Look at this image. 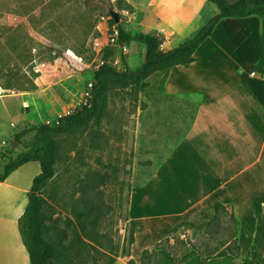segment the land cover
Returning a JSON list of instances; mask_svg holds the SVG:
<instances>
[{
    "label": "rangeland",
    "instance_id": "1",
    "mask_svg": "<svg viewBox=\"0 0 264 264\" xmlns=\"http://www.w3.org/2000/svg\"><path fill=\"white\" fill-rule=\"evenodd\" d=\"M181 5L179 18L166 20L182 32H199L218 13L206 0H0V149L6 142L0 170L32 146L35 132L18 137L22 131L90 103L101 65L128 69L117 25L139 32L144 17L153 23L154 12L163 15L161 7L176 11ZM142 64L135 57L130 69L136 72ZM199 102L197 96L165 95L161 74L143 88L109 79L101 113L81 128L52 135L59 160L41 193L43 218L51 226L45 236L59 262L113 264L125 256L132 232L130 191L144 184L188 133ZM8 110L23 115L24 122L10 120ZM33 165L30 173L41 171L38 162ZM220 225L225 227V219Z\"/></svg>",
    "mask_w": 264,
    "mask_h": 264
},
{
    "label": "crops",
    "instance_id": "2",
    "mask_svg": "<svg viewBox=\"0 0 264 264\" xmlns=\"http://www.w3.org/2000/svg\"><path fill=\"white\" fill-rule=\"evenodd\" d=\"M184 6L176 11L161 7L163 15L154 12L153 23L144 17L140 31L162 33L165 52L177 48L198 34L167 22V16L179 18ZM124 46L128 69L135 57L145 62L146 45ZM261 55L262 18L229 17L196 50L194 62L170 70L165 93L197 96L200 102L188 133L153 175L130 191L128 222H136L135 241L130 254L113 264H141L145 251H156V264H177L172 255L156 250L157 244L173 236L198 241L214 219L217 203L227 208L226 223L230 214L239 222L238 255L204 260L190 250L179 264H240L252 253L264 264V74L255 68ZM13 110L7 111L9 119L24 122ZM33 164L0 182V264H30L19 219L41 172L30 173Z\"/></svg>",
    "mask_w": 264,
    "mask_h": 264
},
{
    "label": "trees",
    "instance_id": "3",
    "mask_svg": "<svg viewBox=\"0 0 264 264\" xmlns=\"http://www.w3.org/2000/svg\"><path fill=\"white\" fill-rule=\"evenodd\" d=\"M207 1L216 6L218 13L210 19L194 38L167 52L162 49L166 40L162 33L147 34L141 31L130 33L123 26L117 25L115 33L120 46L129 45L131 42L146 45L145 62L141 68L136 72L130 69L118 71L111 65H101L94 74L89 104L81 105L57 121L45 122L36 129L22 131L20 135H17L20 137L31 131L35 132L32 146L15 159H10L0 170V182H4L11 173L27 163L38 162L40 164L41 172L33 179L28 193V205L19 219V231L29 253L30 264H62L57 258L55 245L45 236V231L50 229L51 226L46 224L43 218L44 199L41 193L48 182L54 178L59 160V152L52 135L65 134L72 129L81 128L101 113L109 79H117L126 85L143 88L149 78L155 74H161L162 91L167 95L165 93V83L170 70L174 66L194 62V53L212 35L220 20L252 15H258L262 18V55L255 68L261 74H264V0H242L234 5H228L224 0ZM168 96L174 97L172 95ZM227 215V208L217 203L215 217L200 234L198 241L193 242L189 238H181L180 236L167 237L157 244L156 250H163L172 255L177 264L180 263L181 256L190 250L197 251L204 260L224 257L229 254L238 255L240 251L237 243L239 222L233 214H230L229 222L221 228L220 223ZM93 221L95 222V220ZM130 224L132 225V232L128 237V251H126L125 256L130 254V246L135 241L136 222L132 221ZM84 228L85 225L81 224L80 229L84 230ZM223 232H227V237H224ZM83 234L87 237L85 233ZM211 241H216V245H212ZM156 257V251H145L141 264H156ZM240 264H259L256 253H252L249 258L243 260Z\"/></svg>",
    "mask_w": 264,
    "mask_h": 264
},
{
    "label": "built area",
    "instance_id": "4",
    "mask_svg": "<svg viewBox=\"0 0 264 264\" xmlns=\"http://www.w3.org/2000/svg\"><path fill=\"white\" fill-rule=\"evenodd\" d=\"M115 30H116V29H115ZM116 35H117V34H116ZM92 85H93V84H92ZM3 92H4L3 88L0 87V97H2ZM90 99H91V98H90ZM86 104H89V103H85V104H83V105H86ZM25 106H27V105H25ZM72 111H73V110H72ZM72 111H71V112H72ZM71 112H69L68 114H70ZM68 114H67V115H68ZM65 116H66V115H65ZM47 123H49V122H47ZM3 145H4V146L0 149V154H1L2 150H4V147L6 146V142H5V141L3 142Z\"/></svg>",
    "mask_w": 264,
    "mask_h": 264
},
{
    "label": "water",
    "instance_id": "5",
    "mask_svg": "<svg viewBox=\"0 0 264 264\" xmlns=\"http://www.w3.org/2000/svg\"><path fill=\"white\" fill-rule=\"evenodd\" d=\"M112 16H113L114 20L116 21V23H119V22H120L121 18H120L119 13H117V12H113V13H112ZM116 29H117V28H116Z\"/></svg>",
    "mask_w": 264,
    "mask_h": 264
}]
</instances>
